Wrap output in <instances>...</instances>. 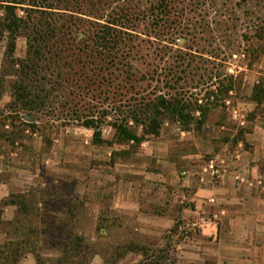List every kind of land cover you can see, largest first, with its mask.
I'll list each match as a JSON object with an SVG mask.
<instances>
[{"label": "trees", "instance_id": "obj_1", "mask_svg": "<svg viewBox=\"0 0 264 264\" xmlns=\"http://www.w3.org/2000/svg\"><path fill=\"white\" fill-rule=\"evenodd\" d=\"M182 2L0 0V79H12L8 108L32 121L42 117L90 130L94 146L135 150L157 137L165 121L199 130L234 88V77L221 75L216 62L239 56L242 38L249 39L236 45L226 33L229 24L236 28V16L186 18L173 12ZM252 30L255 40L264 41V21ZM19 38L25 55L15 60ZM104 127L112 130V141L102 139ZM56 243L77 250L82 239L59 237ZM140 253L138 264H174Z\"/></svg>", "mask_w": 264, "mask_h": 264}, {"label": "rangeland", "instance_id": "obj_2", "mask_svg": "<svg viewBox=\"0 0 264 264\" xmlns=\"http://www.w3.org/2000/svg\"><path fill=\"white\" fill-rule=\"evenodd\" d=\"M182 1V8L174 13L209 21L215 14L234 15L236 28L229 24L226 33L236 45L241 37L249 39L242 38L239 56L224 64L216 62L221 75L234 77V88L223 105L212 108L217 111L216 125L226 126L228 101L230 105H242L248 99L254 102L248 121L264 114V41L252 36L253 23L264 21V0ZM4 55L5 42L0 45V71ZM24 55L25 41L19 38L13 58L20 60ZM11 81L0 79V264H138L143 260L141 249L149 251L152 260L165 257L174 264H215L183 250L187 238L199 234L198 226L189 230L177 215L172 222L164 218L160 223L149 215L162 216L163 208L152 207L141 197L137 209H116L115 198L127 187V177L134 182L143 178L141 160H133V150L115 144L94 146L90 130L61 127L42 117L32 121L17 114L8 108ZM189 127L196 130L195 125ZM112 137V130L104 127L102 139L112 141ZM60 226L64 231L54 233ZM73 235L82 239L81 247L69 251L58 247L57 238Z\"/></svg>", "mask_w": 264, "mask_h": 264}, {"label": "crops", "instance_id": "obj_3", "mask_svg": "<svg viewBox=\"0 0 264 264\" xmlns=\"http://www.w3.org/2000/svg\"><path fill=\"white\" fill-rule=\"evenodd\" d=\"M255 107L249 99L242 105L228 101L226 126L216 125L217 111L210 110L201 132L163 124L157 137H148L133 150V160H141L143 178L134 182L127 177L128 188L115 198L116 209H137L141 197L163 208L164 216L149 215L160 223L164 218L172 222L177 215L189 230L199 227L198 235L185 240L183 250L202 262L264 264V114L246 120ZM214 156L223 160L217 180L204 173ZM118 178L123 181L121 175Z\"/></svg>", "mask_w": 264, "mask_h": 264}, {"label": "built area", "instance_id": "obj_4", "mask_svg": "<svg viewBox=\"0 0 264 264\" xmlns=\"http://www.w3.org/2000/svg\"><path fill=\"white\" fill-rule=\"evenodd\" d=\"M223 160L219 156H214L212 159H209L205 164L204 173L209 175L214 180L220 178L222 170Z\"/></svg>", "mask_w": 264, "mask_h": 264}]
</instances>
